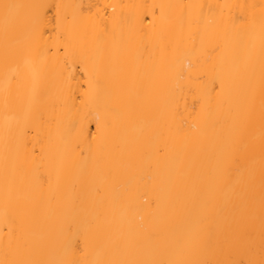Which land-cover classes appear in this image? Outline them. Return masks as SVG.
<instances>
[{"label": "bare ground", "instance_id": "bare-ground-1", "mask_svg": "<svg viewBox=\"0 0 264 264\" xmlns=\"http://www.w3.org/2000/svg\"><path fill=\"white\" fill-rule=\"evenodd\" d=\"M0 264H264V0H0Z\"/></svg>", "mask_w": 264, "mask_h": 264}]
</instances>
